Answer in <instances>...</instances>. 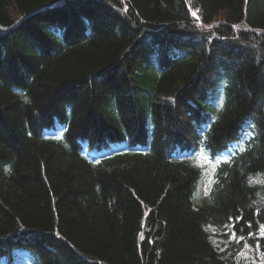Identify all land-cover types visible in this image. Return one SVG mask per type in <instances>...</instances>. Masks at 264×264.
<instances>
[{"label":"trees","instance_id":"trees-1","mask_svg":"<svg viewBox=\"0 0 264 264\" xmlns=\"http://www.w3.org/2000/svg\"><path fill=\"white\" fill-rule=\"evenodd\" d=\"M261 225L264 0H0V264H236Z\"/></svg>","mask_w":264,"mask_h":264},{"label":"rangeland","instance_id":"rangeland-1","mask_svg":"<svg viewBox=\"0 0 264 264\" xmlns=\"http://www.w3.org/2000/svg\"><path fill=\"white\" fill-rule=\"evenodd\" d=\"M194 17L199 20L198 13H194ZM197 160L205 167V177L201 185V193L204 195L212 183V175L217 163H213L206 157L201 156H198ZM260 237L264 238V228L261 231ZM217 239L220 242V244L218 242V245H221L224 249H227L229 243L240 241L233 235H230L228 239L215 238V242H217ZM236 264H264V252L259 247H253L247 243L244 249L237 254Z\"/></svg>","mask_w":264,"mask_h":264},{"label":"snow or ice","instance_id":"snow-or-ice-1","mask_svg":"<svg viewBox=\"0 0 264 264\" xmlns=\"http://www.w3.org/2000/svg\"><path fill=\"white\" fill-rule=\"evenodd\" d=\"M229 219H231V218H229ZM249 227H250V226H249ZM261 227L264 228V225H261ZM257 247H259V245H257Z\"/></svg>","mask_w":264,"mask_h":264}]
</instances>
